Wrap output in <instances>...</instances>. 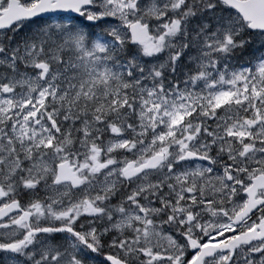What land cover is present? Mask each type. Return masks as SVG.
<instances>
[{
	"label": "snow or ice",
	"instance_id": "6c2138e0",
	"mask_svg": "<svg viewBox=\"0 0 264 264\" xmlns=\"http://www.w3.org/2000/svg\"><path fill=\"white\" fill-rule=\"evenodd\" d=\"M0 264H264V0H0Z\"/></svg>",
	"mask_w": 264,
	"mask_h": 264
}]
</instances>
